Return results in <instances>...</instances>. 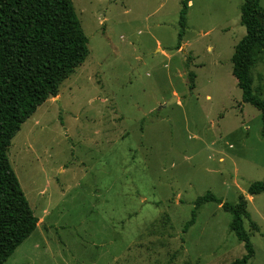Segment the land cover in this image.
Instances as JSON below:
<instances>
[{
  "label": "rangeland",
  "instance_id": "374dc122",
  "mask_svg": "<svg viewBox=\"0 0 264 264\" xmlns=\"http://www.w3.org/2000/svg\"><path fill=\"white\" fill-rule=\"evenodd\" d=\"M180 1L71 0L88 54L7 146L37 222L2 264H227L240 193L245 264H264V191L246 193L264 123L231 73L242 0H190L178 39ZM205 191L219 202L183 232Z\"/></svg>",
  "mask_w": 264,
  "mask_h": 264
},
{
  "label": "trees",
  "instance_id": "16d2710c",
  "mask_svg": "<svg viewBox=\"0 0 264 264\" xmlns=\"http://www.w3.org/2000/svg\"><path fill=\"white\" fill-rule=\"evenodd\" d=\"M188 1H180L178 39ZM258 18L264 19L259 0H242L239 22L245 32L233 46L231 73L241 101L259 110L264 123V100L252 93L248 74L253 56H264V26ZM86 43L71 0H0V264L37 222L8 161L7 146L20 124L46 98L56 95L59 84L83 62L88 54ZM262 191L264 176L246 187L248 195ZM207 201L219 202L209 191L196 196L183 232L194 223L195 208ZM221 208L230 214L228 227L244 249L227 264H245L253 255L243 226L248 217L246 198L240 193L235 203L222 202Z\"/></svg>",
  "mask_w": 264,
  "mask_h": 264
},
{
  "label": "crops",
  "instance_id": "0c3cea01",
  "mask_svg": "<svg viewBox=\"0 0 264 264\" xmlns=\"http://www.w3.org/2000/svg\"><path fill=\"white\" fill-rule=\"evenodd\" d=\"M190 0L188 1V4ZM260 24L264 26V19L258 18L257 19ZM240 23V22H239ZM264 73V56L260 57V55L253 56V62L251 67L248 71L250 80H251V91L254 95L259 97L260 99L264 100V93L262 94L261 91H264V82L262 80V74ZM254 84V88L252 85Z\"/></svg>",
  "mask_w": 264,
  "mask_h": 264
},
{
  "label": "water",
  "instance_id": "95a60500",
  "mask_svg": "<svg viewBox=\"0 0 264 264\" xmlns=\"http://www.w3.org/2000/svg\"><path fill=\"white\" fill-rule=\"evenodd\" d=\"M170 100V99H169ZM169 100H167V101H169Z\"/></svg>",
  "mask_w": 264,
  "mask_h": 264
}]
</instances>
